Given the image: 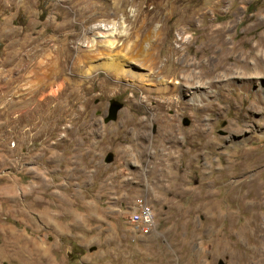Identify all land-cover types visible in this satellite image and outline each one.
Masks as SVG:
<instances>
[{
	"label": "rangeland",
	"instance_id": "1",
	"mask_svg": "<svg viewBox=\"0 0 264 264\" xmlns=\"http://www.w3.org/2000/svg\"><path fill=\"white\" fill-rule=\"evenodd\" d=\"M216 28L231 62L248 54L264 0H0V264H264V184L238 189L244 201L226 187L264 180V78L209 84L196 50ZM160 86L174 89L152 96L180 106L166 111L180 130L172 142L147 92ZM111 101L122 107L105 122ZM195 121L218 143L207 158L205 137L188 136ZM242 140L252 157L228 148ZM208 189L217 217L194 200ZM253 191L260 208L245 203ZM140 200L149 228L129 221Z\"/></svg>",
	"mask_w": 264,
	"mask_h": 264
},
{
	"label": "bare ground",
	"instance_id": "2",
	"mask_svg": "<svg viewBox=\"0 0 264 264\" xmlns=\"http://www.w3.org/2000/svg\"><path fill=\"white\" fill-rule=\"evenodd\" d=\"M196 20H197V17L192 16L189 18L188 21L194 22ZM140 28H142V27H140ZM126 34L127 33H125L123 35L125 36ZM205 36H206V39L199 43L196 52L197 53L200 52L203 56L207 57L206 63H203V61H201V63L204 65V67L206 66L207 68H209L208 72L205 74H207L208 78H210V82H209L210 85H213L216 81H219L220 78H224L230 74L233 75L232 77H234L236 75L237 76L238 75L243 76V78H245L247 81L246 82L243 81L242 86L249 85L248 83L253 82L255 79H258L261 77L264 78V53H263L262 49L261 50L259 49L258 51H256V49H258L259 46L264 47V35L262 37H260L259 39H257L256 43H254L252 49L250 50V52L248 54L243 55L242 53H237L238 55L236 57L234 56L235 58H234L233 62L230 61L231 59H230L229 55L232 51L235 50V47L234 46L233 47H226L227 43L225 41V30L223 28L210 29L209 31L206 32ZM217 47H221V50L218 51ZM178 51H179L178 47H176V46H173L170 48V54L172 52L177 54ZM153 58H154V56H153ZM167 62H169V60ZM152 66H154V65H152ZM235 67H237L239 69L236 72H234V69H233ZM151 68H153V67H151ZM56 73H57L56 71H52L50 73V75L54 78L56 76ZM166 73H167V71H166ZM252 78L254 80H252ZM250 79H251V81H250ZM42 83L44 85H47L46 82H42ZM230 83H231V79L227 77L226 81L224 82L225 86L229 85ZM261 83H259V85H258L259 87H257V89L254 91V94L259 100L261 99L262 101H264V83L263 84H261ZM177 84L181 85L183 87L187 86V87L191 88L192 82L188 81L186 79H183V83L181 81H177L176 85ZM176 85H174V88L178 87ZM199 86H201V85H199ZM173 89L172 88L169 89V87L160 86L157 88V90H152V89L147 90V92H149L150 97L155 98L154 105H153L151 110H154L153 116H155V121L160 124V129H159L160 133L159 134L161 135V137H163L164 139H166L170 142L177 140L179 133H180V130L178 129L177 124L175 123V118H174L175 115H169L166 113V111H172L174 113H177L178 109L180 108V106L178 105L179 102L177 100H174L173 98H171V96L163 97L162 98L163 100H161L159 96H152V94L165 93L166 95H168L170 93V90H173ZM206 97H209V95H205V97H201L200 102L208 100V99H206ZM197 98H198V96H195L194 98H192V100H195ZM142 105H144V104H142ZM177 106H179V107L176 110L174 107H177ZM201 108L202 109L205 108L204 103L201 106ZM142 122L143 121L140 120L138 122V124H141ZM203 126H204V124L202 121H195L192 125V132L189 131L188 136L191 135V137H193V136L205 137L204 142L201 143L200 147L198 148V150H199L198 154L203 155V157L207 158L209 155H211L212 151L215 150V147L218 143L216 141L208 138L209 135L207 134V131H206L205 127H203ZM244 130H245L244 125H241L238 127V130H234V131L235 132H237V131L242 132ZM231 134H234V133L232 132ZM185 136H186L185 138L187 139L188 136L187 135H185ZM240 144H242V145H240ZM244 144H245V140H242L241 143H239V145L232 143V145L229 146L228 148L236 146L239 149L238 152L242 153L241 154L242 157H244V158L252 157V155L254 154L253 148L245 147ZM258 158H260V156H258ZM234 165H235L234 163H229L228 165L221 167L218 173H220V174H221V172L222 173H228L231 168L233 169V167H235ZM231 174H233V173H231ZM250 183H253V184L255 183L256 186H261L264 184V180L263 179L258 180V178H257V179H249V180H246V179L242 180L241 179V180H237L234 182L229 181V183L226 184L227 193L229 194V199L230 200H237L234 198V195H237V198L239 200H241V199L243 200V199L250 197L251 193L249 191L245 192V193H241L240 195L238 194V189H241L243 186L249 185ZM179 193H181V196H182V194H185V192H179ZM203 193H204L203 195L202 194L198 195L195 192L196 195H194V200L203 201V204L210 205V208H211L210 209L211 210L210 216L217 217L218 215L216 216V214H214V213H216V211H217L216 205L218 202V197H217L218 194L215 193L214 190H212V189H208V190L204 191ZM176 195H177V193H176ZM259 196H260V193L258 191L255 193L253 191L252 192V199L253 200L247 201L245 203H248L249 205H253L257 208H260L261 202H258V201H260L261 199H259ZM230 214H232V213L227 212L228 216ZM253 217H259V214L257 212H253ZM254 236H255V234H254Z\"/></svg>",
	"mask_w": 264,
	"mask_h": 264
},
{
	"label": "built area",
	"instance_id": "3",
	"mask_svg": "<svg viewBox=\"0 0 264 264\" xmlns=\"http://www.w3.org/2000/svg\"><path fill=\"white\" fill-rule=\"evenodd\" d=\"M136 209L129 215V221L135 226H143L144 228H149L153 224V211L143 201H138Z\"/></svg>",
	"mask_w": 264,
	"mask_h": 264
},
{
	"label": "water",
	"instance_id": "4",
	"mask_svg": "<svg viewBox=\"0 0 264 264\" xmlns=\"http://www.w3.org/2000/svg\"><path fill=\"white\" fill-rule=\"evenodd\" d=\"M122 107L121 103L116 102V101H111L109 108H108V114L104 118L105 122H109L111 120H114L116 118V114L118 110ZM112 160V155L108 154L105 158V162H110ZM218 264H223L221 261H219Z\"/></svg>",
	"mask_w": 264,
	"mask_h": 264
}]
</instances>
